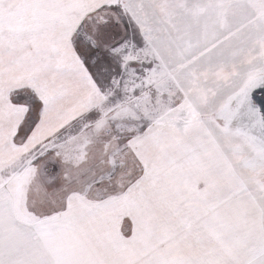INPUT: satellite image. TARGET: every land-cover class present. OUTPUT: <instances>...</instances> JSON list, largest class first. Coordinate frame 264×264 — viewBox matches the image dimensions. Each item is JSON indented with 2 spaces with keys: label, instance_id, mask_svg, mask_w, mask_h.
I'll use <instances>...</instances> for the list:
<instances>
[{
  "label": "snow or ice",
  "instance_id": "1",
  "mask_svg": "<svg viewBox=\"0 0 264 264\" xmlns=\"http://www.w3.org/2000/svg\"><path fill=\"white\" fill-rule=\"evenodd\" d=\"M0 264H264V0H0Z\"/></svg>",
  "mask_w": 264,
  "mask_h": 264
}]
</instances>
